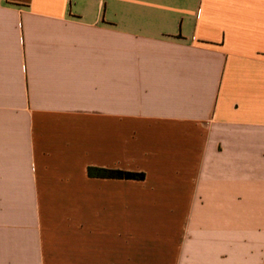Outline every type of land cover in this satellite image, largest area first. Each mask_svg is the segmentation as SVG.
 <instances>
[{
  "label": "crops",
  "instance_id": "crops-1",
  "mask_svg": "<svg viewBox=\"0 0 264 264\" xmlns=\"http://www.w3.org/2000/svg\"><path fill=\"white\" fill-rule=\"evenodd\" d=\"M161 222L264 264V0H0V264H160Z\"/></svg>",
  "mask_w": 264,
  "mask_h": 264
},
{
  "label": "rangeland",
  "instance_id": "rangeland-1",
  "mask_svg": "<svg viewBox=\"0 0 264 264\" xmlns=\"http://www.w3.org/2000/svg\"><path fill=\"white\" fill-rule=\"evenodd\" d=\"M160 214V218L161 219H166L169 220L170 219V215L167 212H159ZM179 217V214H177ZM174 230L176 231V238L179 241L183 240L184 238V227L183 225H177L176 228H173L172 225L169 226L168 223H160L159 225H156L154 227L150 228V232H148L149 234L145 236H147V238L145 239V241H143V246H141V251H143L144 253H150L152 251H155L156 249H158L155 252H159L161 253L162 257H161V261L160 264H171L172 260L174 257H177V262L175 264H183V260L179 255V251L180 249L178 248V246H173L170 247L169 246V239L171 238V234H170V230ZM156 233H159L158 235H156ZM158 245V248H156V246ZM137 249H135L134 247H131L129 252L132 253L133 251H135Z\"/></svg>",
  "mask_w": 264,
  "mask_h": 264
},
{
  "label": "trees",
  "instance_id": "trees-1",
  "mask_svg": "<svg viewBox=\"0 0 264 264\" xmlns=\"http://www.w3.org/2000/svg\"><path fill=\"white\" fill-rule=\"evenodd\" d=\"M88 174L95 177H110V178H126V179H144L145 172L126 170L119 168H109L90 165L88 166Z\"/></svg>",
  "mask_w": 264,
  "mask_h": 264
}]
</instances>
